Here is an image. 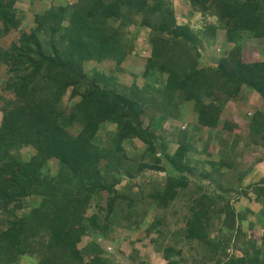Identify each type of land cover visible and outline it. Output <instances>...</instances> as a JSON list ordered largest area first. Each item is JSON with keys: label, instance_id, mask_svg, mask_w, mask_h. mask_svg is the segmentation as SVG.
Wrapping results in <instances>:
<instances>
[{"label": "trees", "instance_id": "obj_1", "mask_svg": "<svg viewBox=\"0 0 264 264\" xmlns=\"http://www.w3.org/2000/svg\"><path fill=\"white\" fill-rule=\"evenodd\" d=\"M24 1L0 0V264L26 255L39 264L153 261L139 248L127 256L101 245L114 239L152 247L163 264H264V175L253 179L264 161L255 150H264V110L247 117L244 130L221 118L248 92L264 102V56L244 60L245 40L264 45V0H184L185 14L174 0H45L37 10ZM218 28L222 53L201 64L200 48ZM135 42L147 48L141 88L136 73L127 86L110 68H87L113 63L125 71ZM65 94L73 99L67 107ZM182 103L201 128L237 132L255 150L251 163L230 158L242 147L202 172L187 143L158 154L163 144L142 126V105ZM100 132L112 135L104 146L94 141ZM135 137L145 145L139 153L131 149ZM147 170L165 173L153 192L135 179ZM102 195L98 213L86 215Z\"/></svg>", "mask_w": 264, "mask_h": 264}, {"label": "rangeland", "instance_id": "obj_2", "mask_svg": "<svg viewBox=\"0 0 264 264\" xmlns=\"http://www.w3.org/2000/svg\"><path fill=\"white\" fill-rule=\"evenodd\" d=\"M26 5H30V7L34 10H37L38 7H43L45 4V0H25ZM175 5L177 6L178 12L180 14H185L187 12V5L184 0H174ZM19 5V4H18ZM22 5V3H21ZM20 6V5H19ZM28 17H30L29 11L27 12ZM181 18V16H179ZM195 19V18H194ZM27 20H31L27 18ZM131 30H133L131 28ZM138 34V33H137ZM138 34L137 39L141 40L142 38L139 37ZM136 39V41H137ZM135 40V39H134ZM6 39H1V42L4 44ZM136 43L135 51L130 54V57L123 62V65L126 70H116L113 68V63H96L90 62L87 68L96 67L98 70H103L105 74L109 73L110 70L116 75L118 78L117 82H122L127 86L132 84L133 75L129 74V72L136 73L135 83L137 87L141 88L143 86L144 78H141L140 74L143 71V64L145 62V56L147 54V48H141L138 42ZM207 43V42H206ZM145 45V44H144ZM225 45L224 40V29L218 28L216 39L213 40L211 44L204 43V46L200 48L201 52V64H212L217 61L218 57L221 55L222 50ZM139 47V48H137ZM138 50H137V49ZM264 56V45L263 42H260L257 39H247L244 41V60H258ZM151 81V79H150ZM115 87H118L115 84ZM64 105L67 107L73 99H70L68 94H65L63 97ZM157 102V101H156ZM151 104V103H150ZM150 104H143L144 106L142 113H140L139 118L141 120L142 126L147 128V131L154 134L156 137H159V141L163 146L157 145V153L161 154H170L172 151L175 150L178 144L187 143L189 156L191 158V165L194 166L196 172H202L205 168L209 169V161L214 160L216 161L220 155L225 153H234L238 152V150L242 147V152H240V157L230 156L236 161H239L241 165H248L251 163L252 157L255 155V150H257L260 154L264 152L261 148L252 149L249 147L244 146L241 142H238L237 139V132H228L222 131L219 129H210V128H201L196 122V114L192 110V105L189 103H182L176 105V107H172L173 109L167 110L159 108L148 109ZM264 110V102L260 101L257 95L253 93H246L243 97L238 98L234 102H231L223 109L221 113V118H225L227 115L236 123H239L243 130L246 128L247 124V117H249L255 110ZM110 129H116V124L108 126ZM107 129V133L109 131ZM186 130L187 136L179 138V131ZM246 131V130H245ZM112 134V133H110ZM112 135L106 133H99L96 136L94 141L99 145L103 144L104 140L111 139ZM133 145V152L139 153L145 148L140 138L135 137L132 141ZM106 143V142H104ZM160 143V142H159ZM127 144V143H126ZM136 153V154H137ZM242 153V155H241ZM258 153V154H259ZM256 170L253 172V179H259L262 175H264V161L261 162L256 166ZM146 172V173H145ZM142 175H139L137 178V183L144 192H153L156 188H159L162 183L165 173L163 171H153L147 170ZM157 172V173H154ZM252 175V174H251ZM124 180L121 182L120 185L125 184L126 177H123ZM120 185H117L119 187ZM133 190H138L137 186L132 185L131 187ZM100 200L93 198L92 203L88 206L87 211L85 212L86 215H96L98 213L99 205L105 203V196ZM176 206V205H174ZM177 207V206H176ZM161 210V209H159ZM91 215V216H92ZM172 228L175 227V224L171 226ZM173 230V229H171ZM119 229L114 230L115 234L118 233ZM89 236H84L82 238V242L79 245H84L89 241ZM149 240V237L147 238ZM148 240H146L148 242ZM101 245L110 253H118L124 255H133L137 248H139V252L142 256H151L152 260L150 264H163L162 254L156 253L152 247L150 246H143L142 244L137 245V242H132L131 240H124L120 241L114 239V241H104L101 240ZM172 243L171 238H166L164 241V246H168ZM174 243H179L178 240H174ZM184 243L181 244V246ZM187 245L184 246L186 250ZM194 252V250H192ZM197 256L199 254H196ZM142 259L138 255H134L132 260L122 261L123 264H141ZM19 264H39L38 259L35 255L32 257H28L27 255L23 257V259L19 262Z\"/></svg>", "mask_w": 264, "mask_h": 264}]
</instances>
